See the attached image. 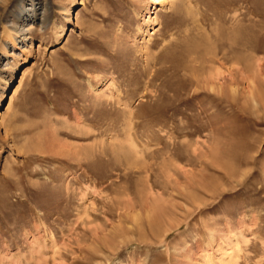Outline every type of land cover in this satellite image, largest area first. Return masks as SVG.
<instances>
[{
    "label": "rangeland",
    "instance_id": "374dc122",
    "mask_svg": "<svg viewBox=\"0 0 264 264\" xmlns=\"http://www.w3.org/2000/svg\"><path fill=\"white\" fill-rule=\"evenodd\" d=\"M190 2L0 0V264H264V0Z\"/></svg>",
    "mask_w": 264,
    "mask_h": 264
},
{
    "label": "bare ground",
    "instance_id": "6f19581e",
    "mask_svg": "<svg viewBox=\"0 0 264 264\" xmlns=\"http://www.w3.org/2000/svg\"><path fill=\"white\" fill-rule=\"evenodd\" d=\"M191 0H187V2H190ZM189 4V7H190V4H191V2L190 3H188ZM188 8V7H187ZM199 12V11H198ZM201 12V11H200ZM205 13H203V11H202V16L204 15ZM199 15H200V13H199ZM201 16V15H200ZM202 22H204L205 21V18L203 17H201V19H200ZM199 21V20H198ZM15 33H12V32H8V41L13 45V46H15V44H16V38H15ZM223 43V42H222ZM221 46V45H220ZM236 47V46H235ZM237 48V47H236ZM2 49H3V52H4V55H9V54H12L13 55V53L12 52H9V50L7 49V47H6V45L4 44L3 45V47H2ZM225 50V49H224ZM212 51H210L209 52V54H213V53H211ZM236 52V49H234V47L233 46H229L228 47V49H227V51L226 52H224V55H228L229 53H235ZM218 55V54H217ZM217 55L216 54H214V56L212 55V57L210 58V60H209V62H210V69L209 70H207L208 71V73H209V75L208 76H205V83H206V86H208L209 88H211V89H215V86H216V84H218V76H219V74H218V71L216 72L215 71V65L217 64V63H221L220 62V59H217ZM235 56V55H234ZM16 57V56H15ZM225 57V56H224ZM222 63H224V62H222ZM238 63L239 64H243V62H240V61H238ZM257 66V65H256ZM244 77V76H243ZM201 79V78H200ZM223 79V78H222ZM218 86V85H217ZM221 88H222V86H221ZM17 89V88H16ZM16 89L14 90V94H15V92H16ZM223 92V91H222ZM226 93V92H225ZM225 93H223V95L225 94ZM13 97H14V95L12 96V98H11V100H10V102L8 103V105H7V108H6V111H8L10 108H11V105H12V100H13ZM229 97V96H228ZM230 100V99H229ZM230 258H231V261L230 262H232V261H234V256H230Z\"/></svg>",
    "mask_w": 264,
    "mask_h": 264
}]
</instances>
